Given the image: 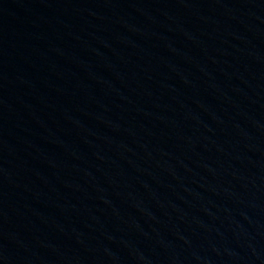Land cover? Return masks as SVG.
<instances>
[{
	"label": "water",
	"instance_id": "obj_1",
	"mask_svg": "<svg viewBox=\"0 0 264 264\" xmlns=\"http://www.w3.org/2000/svg\"><path fill=\"white\" fill-rule=\"evenodd\" d=\"M0 264H264V0H0Z\"/></svg>",
	"mask_w": 264,
	"mask_h": 264
}]
</instances>
